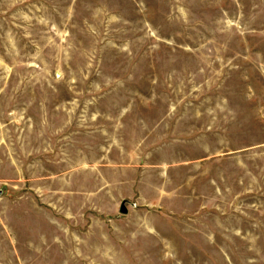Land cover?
<instances>
[{
  "label": "rangeland",
  "instance_id": "374dc122",
  "mask_svg": "<svg viewBox=\"0 0 264 264\" xmlns=\"http://www.w3.org/2000/svg\"><path fill=\"white\" fill-rule=\"evenodd\" d=\"M135 122L189 162L174 225L137 212L136 252L54 234L38 186ZM0 264H264V0H0Z\"/></svg>",
  "mask_w": 264,
  "mask_h": 264
},
{
  "label": "crops",
  "instance_id": "0c3cea01",
  "mask_svg": "<svg viewBox=\"0 0 264 264\" xmlns=\"http://www.w3.org/2000/svg\"><path fill=\"white\" fill-rule=\"evenodd\" d=\"M159 125L160 123L154 127L142 126L141 130L147 129V133L137 141L135 122L128 144L124 138L118 139L111 148L98 144L97 154H82L83 157L75 155V160L63 162L67 165L60 166L59 171L54 173L52 191L45 190L44 183L38 186L41 207L52 213L50 216L54 225L58 224L57 220L69 223L67 226L57 227L59 232L54 234L72 235L70 225H83L87 230L86 235L97 234L100 237L99 247L98 241L84 242L90 250L136 252L137 212L156 219H168V223L176 218L181 202L178 190L182 183L180 180L174 181L171 173L174 169V173L179 175L183 165L188 166L189 162L167 158L169 150L175 145L173 140L178 139L169 136L174 128L170 131L166 124ZM86 139L88 138L84 141ZM86 146H90L87 140H75L73 143V147L78 149ZM191 163L196 167V162ZM179 213L183 216L179 215L180 217L188 220L187 212L180 210ZM130 216L134 221L127 224L131 228L126 226V229L124 223ZM137 225L140 226V223ZM152 228L148 226L145 233L157 234L156 229ZM171 240L162 238L153 246L169 250L173 248Z\"/></svg>",
  "mask_w": 264,
  "mask_h": 264
},
{
  "label": "water",
  "instance_id": "95a60500",
  "mask_svg": "<svg viewBox=\"0 0 264 264\" xmlns=\"http://www.w3.org/2000/svg\"><path fill=\"white\" fill-rule=\"evenodd\" d=\"M122 212H125V210H124V209H122Z\"/></svg>",
  "mask_w": 264,
  "mask_h": 264
}]
</instances>
